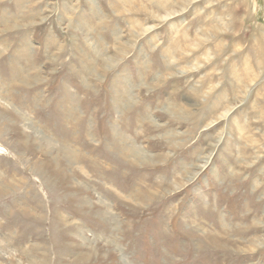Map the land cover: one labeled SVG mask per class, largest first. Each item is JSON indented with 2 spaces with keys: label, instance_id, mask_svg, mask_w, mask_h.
<instances>
[{
  "label": "rangeland",
  "instance_id": "1",
  "mask_svg": "<svg viewBox=\"0 0 264 264\" xmlns=\"http://www.w3.org/2000/svg\"><path fill=\"white\" fill-rule=\"evenodd\" d=\"M0 264H264V0H0Z\"/></svg>",
  "mask_w": 264,
  "mask_h": 264
},
{
  "label": "bare ground",
  "instance_id": "2",
  "mask_svg": "<svg viewBox=\"0 0 264 264\" xmlns=\"http://www.w3.org/2000/svg\"><path fill=\"white\" fill-rule=\"evenodd\" d=\"M176 13V12H175ZM167 15H170V13H167ZM167 15L163 16V18H165Z\"/></svg>",
  "mask_w": 264,
  "mask_h": 264
},
{
  "label": "crops",
  "instance_id": "3",
  "mask_svg": "<svg viewBox=\"0 0 264 264\" xmlns=\"http://www.w3.org/2000/svg\"><path fill=\"white\" fill-rule=\"evenodd\" d=\"M85 26H86V24H85Z\"/></svg>",
  "mask_w": 264,
  "mask_h": 264
}]
</instances>
